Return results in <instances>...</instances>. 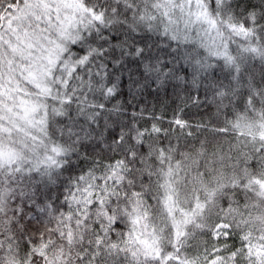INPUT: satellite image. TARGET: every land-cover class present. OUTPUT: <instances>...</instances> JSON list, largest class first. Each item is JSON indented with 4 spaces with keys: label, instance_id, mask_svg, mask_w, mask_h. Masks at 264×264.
Masks as SVG:
<instances>
[{
    "label": "snow or ice",
    "instance_id": "6c2138e0",
    "mask_svg": "<svg viewBox=\"0 0 264 264\" xmlns=\"http://www.w3.org/2000/svg\"><path fill=\"white\" fill-rule=\"evenodd\" d=\"M0 264H264V0H0Z\"/></svg>",
    "mask_w": 264,
    "mask_h": 264
},
{
    "label": "trees",
    "instance_id": "16d2710c",
    "mask_svg": "<svg viewBox=\"0 0 264 264\" xmlns=\"http://www.w3.org/2000/svg\"><path fill=\"white\" fill-rule=\"evenodd\" d=\"M146 99H147V103H148L149 107H151L153 104L156 106L157 112L161 111V105L166 102V100L164 98L159 99V100H153L152 96H148ZM141 103H144V101L142 100ZM173 107H174V105H171V106L167 107V109H166V119L171 116ZM194 111H195L194 109L190 110L189 116L186 117V118H189V119L197 118V117H192V115H191V113L194 112ZM165 126H167V125H165Z\"/></svg>",
    "mask_w": 264,
    "mask_h": 264
}]
</instances>
